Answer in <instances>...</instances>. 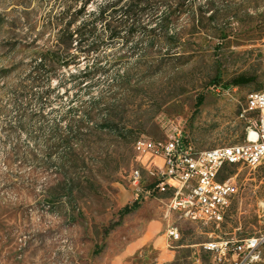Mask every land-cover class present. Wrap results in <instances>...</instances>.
Here are the masks:
<instances>
[{"label":"rangeland","instance_id":"1","mask_svg":"<svg viewBox=\"0 0 264 264\" xmlns=\"http://www.w3.org/2000/svg\"><path fill=\"white\" fill-rule=\"evenodd\" d=\"M106 1L96 0L89 12ZM232 3V8L216 9L228 12L223 21L233 35L222 46L220 58L213 56L216 42L206 32L188 35L189 18L184 15L171 33H185L186 41L173 50L152 49L137 40L112 42L99 26L106 39L103 47L67 67L41 63V54L54 48L64 27L59 22L65 12L62 0H0V264H229L215 260L204 245L264 235V161L256 169L228 165L220 174V181L234 179L238 196L215 236L205 234L213 231L211 226L192 229L185 223L182 240L173 248L167 246L163 231L139 254L147 216L163 214L173 193L143 194L135 212L119 215L137 201L130 183L137 167L134 145L143 138L164 139L167 120L179 122L187 144L201 152L241 144L250 123L258 119V113L244 110L249 97L264 84V0ZM234 15L238 19H231ZM77 50L75 44L72 54ZM173 52L193 58L187 63L186 57L155 55ZM147 53L154 56L141 60ZM121 56L125 58L119 60ZM99 61L106 71L79 86L72 77ZM38 75L40 83L35 84ZM218 76L223 89H233L229 96L211 92ZM241 77L251 82L232 84ZM123 78L125 93L109 89ZM101 95L116 102L112 115L122 119L120 128L115 135L100 130L106 113L102 109L96 121L85 122L82 131L93 136L84 145L88 167L81 172L93 187L81 192L78 206L53 205L48 196L60 180V163L57 154H47L48 140L55 131L70 134L71 119L83 117L89 100ZM124 127L128 134L122 139L119 129ZM144 175L143 187L151 192L155 185ZM181 245L185 247L176 249ZM134 253L135 258L123 262ZM256 264H264V249Z\"/></svg>","mask_w":264,"mask_h":264},{"label":"trees","instance_id":"2","mask_svg":"<svg viewBox=\"0 0 264 264\" xmlns=\"http://www.w3.org/2000/svg\"><path fill=\"white\" fill-rule=\"evenodd\" d=\"M198 1L200 0H109L98 7L96 11L89 12V6L96 0H62L65 12L59 22L63 23L64 27L56 35L57 43L54 48L48 53L41 54V63L51 61L54 66L64 63L69 67L77 64L81 55L86 56V58L94 56L103 47L106 40L103 34L98 32L99 26H104L106 33H108L107 40L112 42L121 40L124 44H128L137 40L139 44L152 49L153 47H166L168 50H173L183 41H186L185 33H171V27L175 26L184 15L189 18L190 33L188 35L194 36L197 30L206 32L209 40L216 42L213 56L220 58L222 46L231 42L233 35L228 32L226 22L223 21L229 15L228 12L216 11V9L220 5H223L222 7L225 9L232 8V2L237 0H201L200 3ZM210 13L211 15L208 16ZM234 18L238 19L236 15L231 19ZM77 24L79 25L76 26ZM248 38L250 39L251 36ZM75 44L78 48L77 51H79L77 55L72 54ZM151 54H145L141 60H148L151 58ZM155 55L159 56L160 59L171 58L175 60L186 57L187 63L191 62L193 58V55L180 52L168 53L167 55L155 53ZM124 58L121 56L119 60ZM105 71L106 68L101 65V61L96 64L94 62L92 66L88 65L86 70L79 71L72 78L78 80L79 86H82L86 81H92L97 75L103 74ZM219 82L220 76L212 83L219 85ZM250 82V78L241 77L232 84L245 86ZM34 83H40L39 75ZM124 84V78L119 79L110 85L109 89L125 93L128 87L125 88ZM41 98L43 97L40 96L39 99ZM109 101V98L102 95L91 98L88 105L83 108L84 116L71 119L70 134L65 135L55 131L51 135V140H48L47 154H57L60 163L58 173L60 180L54 188L55 191L48 196L53 205L78 206L81 192L86 188L93 187V183L87 180L85 176L83 177L81 172L88 167L87 161L84 159L86 152L84 145L88 142V138L93 135L85 134L82 130L85 122L96 121V114L102 109L106 113L102 118L100 130L109 135H115L117 129L120 128L119 123L122 119L118 121L113 118L112 110L116 106V102L109 103ZM203 101V98L199 100V107ZM102 106L104 107L101 108ZM19 127L24 128V123L20 122ZM119 130L122 131L119 133L121 138H126L127 127ZM139 207L140 200L131 206H126L120 211V218L132 214ZM99 253L100 251H96V255Z\"/></svg>","mask_w":264,"mask_h":264},{"label":"built area","instance_id":"3","mask_svg":"<svg viewBox=\"0 0 264 264\" xmlns=\"http://www.w3.org/2000/svg\"><path fill=\"white\" fill-rule=\"evenodd\" d=\"M261 59L264 73V46ZM210 90L224 97L233 89L213 85ZM244 113H258V119L250 123L241 144L196 152L191 144H187L184 127L179 122L167 120L164 139L143 138L134 145L137 167L131 172L130 183L136 200L143 194L173 193L166 204L167 215L176 217L165 231L169 241L181 240L183 223L223 224L238 196V185L232 178L220 181V174L228 165L256 169L263 163L264 84L260 91L249 97ZM156 160L162 161V165H157ZM144 174L155 185L151 192L143 187ZM176 195H183V202H176ZM204 248L213 254L215 260H228L229 264H256L262 261L264 235L242 239L231 237L205 244Z\"/></svg>","mask_w":264,"mask_h":264},{"label":"crops","instance_id":"4","mask_svg":"<svg viewBox=\"0 0 264 264\" xmlns=\"http://www.w3.org/2000/svg\"><path fill=\"white\" fill-rule=\"evenodd\" d=\"M155 163H157V165H162V161L160 160H156ZM176 217L174 214H172L171 216L167 215L166 213V206H165V209H164V212L163 214L161 212H158L156 213L155 215H150V216H147L146 220H147V224H148V227L146 229V231L144 232V236L143 238L145 239V243H142L140 249H137V252H139V254L142 252V248L148 246L153 237L155 236V234H158V233H162L164 231V234L163 236L165 237L166 239V243H167V246L168 247H171L173 248V246H175V244L179 243L181 240H182V235H183V231L185 230V225L186 224H189V226L194 229L195 227H206V226H211L213 231L212 232H206L205 234L206 235H209L210 237L212 236H215L217 235L216 234V231L218 230H221V227L223 226V224H221L220 226H216L214 224H202V223H183L181 225V240L180 241H169L166 236H165V231H166V228H167V225L171 222V221H175ZM185 246L184 245H181L179 247H176V249H181V248H184ZM174 253H177L176 251H174ZM142 255V254H141ZM136 256V253L134 254H130V255H127L125 257V259L123 260V262L125 263H128L129 261H131L133 258H135Z\"/></svg>","mask_w":264,"mask_h":264},{"label":"bare ground","instance_id":"5","mask_svg":"<svg viewBox=\"0 0 264 264\" xmlns=\"http://www.w3.org/2000/svg\"><path fill=\"white\" fill-rule=\"evenodd\" d=\"M176 202H183V195H176Z\"/></svg>","mask_w":264,"mask_h":264}]
</instances>
